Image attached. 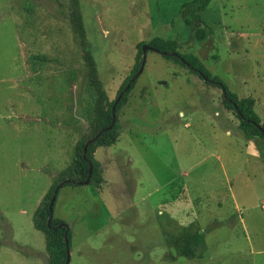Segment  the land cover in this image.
Instances as JSON below:
<instances>
[{"label":"rangeland","instance_id":"1","mask_svg":"<svg viewBox=\"0 0 264 264\" xmlns=\"http://www.w3.org/2000/svg\"><path fill=\"white\" fill-rule=\"evenodd\" d=\"M189 1L79 0L108 100L141 46L160 37L237 99L253 98L264 122V0H212L201 16L213 33L202 43L178 16ZM68 17L69 0H0V264H45L33 214L93 114ZM118 120L117 141L95 152L101 186L57 193L53 216L72 231L69 264H264V138L244 137L220 87L148 50ZM198 234L199 255L181 254Z\"/></svg>","mask_w":264,"mask_h":264},{"label":"trees","instance_id":"2","mask_svg":"<svg viewBox=\"0 0 264 264\" xmlns=\"http://www.w3.org/2000/svg\"><path fill=\"white\" fill-rule=\"evenodd\" d=\"M211 1L212 0H192L189 2H184L178 13V16L183 18L184 24L188 28L191 38L193 39V41H196L198 43L206 41L209 37H211L213 33L212 27L207 24L201 16V12L207 9ZM68 18L72 27V31L75 35V39L81 46L83 63L86 68L89 84L94 89L95 98L93 100V114L90 123L85 134L75 145L74 157L71 164L64 170L57 173L55 181L50 186L49 190L47 191L33 214V223L35 228L42 231L46 239L47 258L45 259V264H65L67 258L66 242L64 238V234L67 229L65 226L58 227L59 224H63L65 223V221L53 216L50 225H48V218L50 215L49 203L55 187L63 181H65L64 185H81L80 182L85 180L88 176L90 163L92 164L93 169L89 184L99 187L105 181L102 172V165L100 161L95 157V152L98 147H106L114 144L117 141L121 128L118 120V112L119 109L128 101L129 93L134 88L137 80L136 79L131 83L128 90L124 93L121 100L118 102L116 107L117 119L113 128L101 132L97 140L88 146L87 152L84 156L83 148L86 141L95 136L102 128L107 127L111 123V108L115 99L113 101L108 100L103 82L99 76L98 67L93 56L92 45L87 38L79 0H69ZM147 44H150L161 51L178 52L181 57L184 58L186 62L191 66H188V64L182 62V60L176 56H165L168 59H172L183 66H187L192 72H195L203 78V76L200 74V72H202L206 77L210 78V81L205 80L206 82L211 84L213 83L220 88L221 86H224L227 92V96L231 99V101H228L223 97V102L228 109L235 111L237 117L240 120L239 129L241 130L244 137L250 140H253L256 137L264 138V131H262L258 127V125L260 124L264 129V122L261 121L259 114L255 110V100L253 98L245 97L237 99L236 95L228 89L224 82H222L217 77L211 78L207 71L201 66L200 62L194 59L191 55L180 53L177 50L180 46L178 41L173 39L164 40L160 37H156L147 42ZM142 46L140 50L141 57L137 59L132 73L122 83L118 94L123 90L127 82L140 67L142 60ZM193 67L197 70H195ZM233 102L237 103V108L234 107ZM237 109L240 111V114L237 113ZM71 236L72 231L69 228L68 238L70 248ZM203 245L204 236L203 234H198L194 238H192L189 244H186L182 248H180V252L181 254L188 257H196L199 255L201 249L203 248Z\"/></svg>","mask_w":264,"mask_h":264},{"label":"water","instance_id":"3","mask_svg":"<svg viewBox=\"0 0 264 264\" xmlns=\"http://www.w3.org/2000/svg\"><path fill=\"white\" fill-rule=\"evenodd\" d=\"M148 50H154V51H157L163 55H173V56H176L178 57L179 59L182 60V62L188 64V66H191L189 63L186 62V60L184 58L181 57V55L178 53V52H165V51H161L159 50L158 48L150 45V44H143L142 46V60H141V64H140V67L138 68V70L136 71V73L131 77V79L127 82V84L125 85V87L123 88V90L121 92H119V94L117 95V97L115 98L114 100V103L112 105V108H111V113H112V119H111V123L107 126V127H104L102 128L95 136L91 137L90 139H88L84 145V156L87 152V148L90 144L94 143L97 138L100 136L101 132L105 131V130H109L111 128H113L115 122H116V119H117V114H116V107H117V104L118 102L121 100L122 96L124 95V93L128 90V88L130 87L131 83L134 82L138 76L143 72L144 70V66H145V62H146V55H147V51ZM194 68V67H193ZM195 70H197L196 68H194ZM200 74L203 76L204 80L206 81H210V78L206 77L202 72H200ZM221 90H222V94H223V97L228 100V101H231V99L227 96V92H226V89L224 86H221ZM233 105L234 107L237 108V103L236 102H233ZM237 113L240 114V111L237 109ZM258 127L264 131L262 125H258ZM92 169H93V166L92 164L90 163V168H89V173H88V176L85 180L81 181L80 184L81 185H87L90 183V179H91V174H92ZM65 184V181L59 183L56 187H55V190L51 196V199H50V203H49V211H50V215H49V218H48V225H50V222H51V219L53 217V213H54V203H55V200H56V197H57V193L59 191V189ZM61 226H65L66 227V232L64 234V238H65V242H66V250H67V258H66V261H65V264H69L70 262V247H69V238H68V230H69V226L68 224L66 223H63V224H59L58 227H61Z\"/></svg>","mask_w":264,"mask_h":264},{"label":"crops","instance_id":"4","mask_svg":"<svg viewBox=\"0 0 264 264\" xmlns=\"http://www.w3.org/2000/svg\"><path fill=\"white\" fill-rule=\"evenodd\" d=\"M25 65H26V69H27L28 67H29V68L31 67V63H30V62H28V61H27V62H25ZM27 66H28V67H27ZM35 72H36V69H35ZM35 72H34V73H35ZM29 73H30V71H29ZM258 252H259V253H261L262 251H261V250H259ZM263 252H264V251H263ZM263 252H262V253H263ZM256 253H257V251H256ZM38 264H41V263L39 262Z\"/></svg>","mask_w":264,"mask_h":264}]
</instances>
